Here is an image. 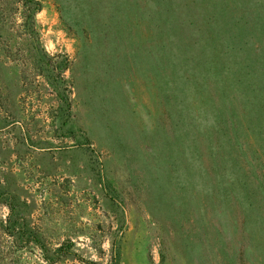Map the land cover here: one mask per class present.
Wrapping results in <instances>:
<instances>
[{
	"label": "rangeland",
	"instance_id": "rangeland-1",
	"mask_svg": "<svg viewBox=\"0 0 264 264\" xmlns=\"http://www.w3.org/2000/svg\"><path fill=\"white\" fill-rule=\"evenodd\" d=\"M9 204L62 264H264V0H0Z\"/></svg>",
	"mask_w": 264,
	"mask_h": 264
},
{
	"label": "trees",
	"instance_id": "trees-1",
	"mask_svg": "<svg viewBox=\"0 0 264 264\" xmlns=\"http://www.w3.org/2000/svg\"><path fill=\"white\" fill-rule=\"evenodd\" d=\"M8 208L5 218L0 217V264H62L61 249L48 247L25 219L17 217L12 204ZM34 249L40 251L39 257ZM113 262L118 264L116 253Z\"/></svg>",
	"mask_w": 264,
	"mask_h": 264
}]
</instances>
